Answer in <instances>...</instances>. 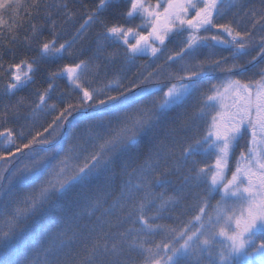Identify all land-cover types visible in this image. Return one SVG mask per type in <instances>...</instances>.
Masks as SVG:
<instances>
[{"label":"snow or ice","instance_id":"snow-or-ice-1","mask_svg":"<svg viewBox=\"0 0 264 264\" xmlns=\"http://www.w3.org/2000/svg\"><path fill=\"white\" fill-rule=\"evenodd\" d=\"M127 2V9L118 14L126 16L128 21L108 23L100 20L98 13L109 7L113 0H99L95 11L82 17L83 23L77 36H82L93 23H99L103 31L97 33L98 46L102 48L109 41L119 42L124 47L126 62H134L137 57L146 54L157 57L158 53L167 50L168 44L183 37L179 50L169 54L166 61L176 62L179 58L184 66L178 72L163 77L169 83L157 79L159 73L153 76L150 72L140 83L131 81L124 85L117 82L115 88L108 84L107 91L101 93L84 83L89 64L83 59L69 61L50 71L48 87L36 90L37 102L25 105L21 99L2 114L7 118L10 113L19 119L23 106L30 109L28 115L33 124L27 135L24 131L17 135L11 127L0 130L3 142L15 145L8 152H0V161L10 164L17 156L31 158V163L15 168L7 177L0 173V185H3L2 191L7 197L0 201V206L8 208V201L14 197V187L22 189L37 185L39 181L34 194L29 193L25 197L27 207L23 210L17 208L11 217L10 223L14 228L21 217L43 212L44 206L52 201L55 194L63 196L75 185L87 186L118 158L124 176L139 171L140 180L134 187L141 190L142 195L127 187L116 196L110 183L97 185L98 195L83 214L87 219L77 217L70 229L53 233L55 239L48 249L51 254L48 264H188L181 258L193 255L199 258L202 252L211 257L215 248L220 249L219 264H236L239 258H250L254 253L261 255L260 264H264V240L256 244L253 251H248V246L255 239L254 233L264 232V35L259 37L257 55L247 61L258 69L259 78H236L231 74L238 72L243 76L247 65L234 62L225 66L227 58H217L211 51L224 45L236 49L234 56L245 53L257 41L256 32L264 33V0H260L258 6H248L243 0L239 4L237 0H228L227 3L226 0ZM233 5L240 10L247 9L244 14L251 22L250 28L240 30L231 21L216 22V18L224 17ZM61 15L67 22L75 13L66 3L0 0V37L8 41L11 45L9 51L15 55L18 41L30 48L32 41L38 40L41 30L49 23L55 33ZM137 17L140 18L139 24L135 23ZM21 32L25 33L23 37ZM72 48V42L57 45L53 38L39 45L36 58L9 63L6 70L0 64V70H3L0 75L6 73L9 77L5 92H14L33 80L38 60L62 57L64 53L72 57L75 54ZM204 50H208L207 55H204ZM3 55L4 49L0 47V57ZM118 55V52L110 53L107 59L114 60ZM257 61L260 63L257 64ZM96 67L98 69L99 65ZM217 71L228 75L219 83L206 85L209 73ZM57 78H66L78 90V104L58 109L56 103L49 102V93L53 91ZM160 95L162 99L157 100ZM149 97H152L150 104ZM193 98L198 101L193 116L189 117L186 110L175 114L170 111L184 108ZM85 108L96 109L89 117L87 137L78 135L79 126L74 128L70 139L75 143L69 145L65 157L55 166L59 168L57 179L41 180L48 164L61 148L59 138L64 125L70 122L69 117L75 111ZM84 114L87 115V112ZM46 116H51V121L44 120L37 128L36 123ZM205 116L210 118L206 133L183 147L177 158L174 149L167 147L166 138L170 136L174 140L177 135L185 133L193 119ZM241 140H247V147L239 153L229 178L230 156ZM201 147L206 152L213 150L214 163L200 167L194 153ZM71 154L83 155V163L69 172L67 161ZM142 155L143 162L137 168ZM164 157L176 161L174 170H169L167 163L163 170L160 169V160ZM189 159L192 179L206 186L205 195L187 224L180 228L162 227L154 223L156 217L149 216V213H159L170 204L178 203L179 198L154 195V189L157 185L163 187L168 184L169 175L180 171L183 166L181 161L187 164ZM4 172H8L7 167ZM184 179L187 181L188 177ZM127 183L131 185L132 181L129 179ZM214 193L219 194L215 205L211 203ZM109 200L112 201L110 205ZM71 203L54 204L51 209L53 215L60 216ZM128 223L133 227H123ZM137 224L143 227H136ZM158 230L167 233L160 242L153 239ZM13 236L12 230L5 232L0 244L6 248ZM0 264H27V261L0 259ZM200 264H212V261H201Z\"/></svg>","mask_w":264,"mask_h":264},{"label":"trees","instance_id":"trees-1","mask_svg":"<svg viewBox=\"0 0 264 264\" xmlns=\"http://www.w3.org/2000/svg\"><path fill=\"white\" fill-rule=\"evenodd\" d=\"M49 4H61L66 3L68 8L75 13L73 18L67 22H64V18L61 17L57 20V28L55 33L52 31L51 23L41 30L38 40L32 41L31 34L28 33L31 43L29 48L26 44L17 42L15 48V55L12 51H9L11 45L3 37H0V47L4 49V55L0 57V64H3L4 70L7 69L9 63H18L22 59L31 60L37 57L38 48L41 43L45 40L55 38L57 45L66 41L73 43L72 51L75 53L72 57H69L67 53H64L62 57L44 58L38 60L34 66L33 80L29 81L26 85H23L16 89L14 92L6 93L5 88L9 82V77L5 73L0 75V130L5 127H11L17 133V135L24 131L25 135L28 134L29 129L32 127V118L28 115L30 109L23 107L22 116L17 119L9 113V116L5 118L2 114L6 110H10L13 105L21 99L24 100L25 105L33 104L37 102L36 90H43L48 87L51 82L49 77L50 71L57 70L64 63L69 61H76L83 59L88 62L89 68L84 76V83L89 84L91 88L97 90L98 93L107 91L106 85L111 84L113 88L116 87L117 82H121L124 85H128L131 81L140 83V80L147 77L151 72L153 76L157 73V79H163L168 73L178 72L183 66L184 62L180 61L179 58L176 62H167L166 58L169 54H174L179 50L180 40L183 37L178 38L172 43L168 44L167 50L158 53L157 57L142 55L137 57L134 62H126L124 58V47L119 42L113 43L111 41L104 43L103 47L100 48L97 44V33L103 31L99 23H93L82 36H77V32L80 30V25L83 23L82 17H86L91 11H95L99 0H46ZM228 0H226V3ZM248 5H259L260 0H243ZM240 0H237V4ZM127 0H113V3L109 7L101 9L98 13L100 20H105L108 23H126L128 18L126 16L119 15L118 13L123 12L127 9ZM238 9L237 5H233L229 9L224 17H217V23H223L231 21L240 30H245L251 27L249 18L244 14L245 11ZM55 11V9H53ZM7 18V17H6ZM135 23H140V18L135 19ZM215 30L213 29L212 32ZM25 33L21 32V37ZM210 34V33H209ZM264 33L256 32L257 41L250 46L245 53H236L235 48L219 45L214 47L211 51L218 58L220 56L226 57L224 61L225 66L230 65L234 62L242 63L247 65V70L240 75L238 72H234L231 75L236 78L248 79L250 77L259 78L258 69L253 68L252 65L247 64V61L251 57L256 56L258 48V40ZM80 49H83L80 51ZM113 52H118L119 55L114 60L107 59L108 55ZM208 54V50H204V55ZM201 56V59L204 58ZM260 61H257L259 64ZM97 65L99 68L97 69ZM3 71V70H0ZM226 73L215 72L209 73L205 79V84L210 85L212 83H219L225 76ZM151 79V78H150ZM164 83H169L166 79H163ZM152 86H155L154 84ZM166 90V89H165ZM78 90L70 84L66 78H57L53 85V91L49 93L51 99L50 103H56L58 109L68 104H78L79 96L77 95ZM114 94V93H113ZM82 95V94H80ZM157 100L162 99V95L156 97ZM152 97L148 98L150 104ZM198 107V101L193 98L189 100L184 108H178L173 111V114L177 112L187 111L189 117L193 116ZM87 112V115L84 113ZM96 112L95 108H85L75 111L72 117H69V123L64 125V131L62 132L60 139L61 148L55 154V158L48 164L46 171L41 176V180L50 178L53 181L57 179L56 173L59 171L58 167H55L58 162L63 159L67 153L69 145L75 143L70 139V135L74 128L79 126L78 135L87 137V126L89 117ZM74 117V118H73ZM51 116H46L36 123V127L39 128L40 124L44 123V120L51 121ZM210 118L205 116L204 118L193 119L190 126L182 135H177L173 140L172 137L166 138L167 147L174 149L176 157L179 158L180 151L183 147H186L188 143H191L194 139L200 138L206 133L207 122ZM51 131V129H49ZM47 135V133H46ZM163 129H161V136L163 137ZM19 143L20 140L18 139ZM26 142V141H25ZM55 143V141L53 142ZM15 145L5 144L3 138H0V152H8L12 150ZM206 147V145L204 146ZM204 147H201L197 152L194 153V158L198 161L200 167H204L208 164L214 163V157L211 155L212 149L207 152L204 151ZM247 147V140L239 141L233 149L229 161L228 176L230 177L233 167H235L236 160L239 153L245 150ZM143 149V145H141ZM91 150V149H90ZM135 151V146L133 148ZM143 162V155L137 162V168L139 164ZM31 163V158L25 156L23 158L17 156L12 159L10 164H6L0 161V173H3L5 177L15 168L23 167L24 164ZM83 163V155L71 154L67 161V171L71 172L77 164ZM167 163L169 170L175 169L176 161L173 159H167V157L161 158L160 169H164V165ZM182 163V168L178 172H173L169 175V183L160 187L157 185L154 189V195L164 194L166 197L179 198V202L176 204H170L167 209L157 213L152 211L149 216L156 217L154 223L161 225L162 227H176L187 224V222L196 214L197 205L200 199L205 195V185L192 179V174L189 169L192 167L191 159L188 160L187 164ZM8 168V172H4V168ZM187 176L188 180L185 181L184 177ZM132 181L131 185H128V180ZM140 180L139 171L132 173L130 176H124L121 173V161L117 158L114 164L105 169L102 174L95 180L90 181L87 186L75 185L70 191L61 196V194H55L52 201L44 206L43 212L35 214H29L26 217H21L19 223L13 228L10 223V219L15 215L16 209L23 210L27 207L25 203V197L29 193L34 194V189L38 188L37 185H32L22 189L13 188L14 197L8 201V208L5 209L0 206V238H3L5 232L12 230L14 232L13 238L8 241L7 247L0 244V259H19L21 261H27V264H48L51 259V254L48 251L52 240L55 239L53 233L57 230L69 228L77 220V217L87 219L83 214L89 209L91 203L94 201L98 193L96 192L97 185H103L110 183L116 196H119L121 191L127 187H132L133 191L137 192L138 195H142L141 190L135 189V185ZM3 185H0V201L7 199L2 191ZM219 198L218 193H214L211 198V203L215 205L216 200ZM66 201H71V205L66 208L60 216H54L51 211L54 204H63ZM111 200L108 201L110 205ZM107 206V205H106ZM67 221V223H65ZM123 227H133L131 223L125 224ZM136 227H143V225L137 224ZM69 235L71 231L69 230ZM167 233H161L159 230L154 235L153 239L156 242H160L165 239ZM264 240V237H255L256 243ZM59 244V240L55 241ZM219 248L213 249V256L209 257L206 252H202L197 258L195 255L191 257H183L181 259L186 260L188 264H200L201 261H212V264H219ZM248 251H252L248 249ZM18 253V254H17ZM262 257L257 259L253 254L250 258L241 257L236 261V264H260Z\"/></svg>","mask_w":264,"mask_h":264},{"label":"rangeland","instance_id":"rangeland-1","mask_svg":"<svg viewBox=\"0 0 264 264\" xmlns=\"http://www.w3.org/2000/svg\"><path fill=\"white\" fill-rule=\"evenodd\" d=\"M153 3H155V0H152ZM148 56H151V54H146ZM239 157V156H238ZM238 159V158H237ZM235 169V167H233V170ZM229 170V169H228ZM230 178V177H229ZM234 199V198H233ZM257 236H260V237H264V232H261V231H257L254 233V237H257ZM259 241L256 243L255 239L253 241V244L252 245H249L248 246V249H251L253 251V248L255 247L256 244H258ZM255 257L257 259H259L261 257V255L259 253H254Z\"/></svg>","mask_w":264,"mask_h":264}]
</instances>
